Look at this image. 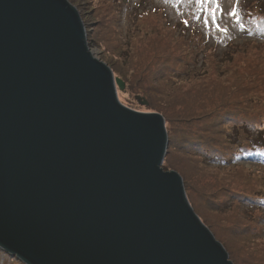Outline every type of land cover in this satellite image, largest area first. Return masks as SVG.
I'll use <instances>...</instances> for the list:
<instances>
[{
    "label": "water",
    "instance_id": "obj_1",
    "mask_svg": "<svg viewBox=\"0 0 264 264\" xmlns=\"http://www.w3.org/2000/svg\"><path fill=\"white\" fill-rule=\"evenodd\" d=\"M116 87L66 0H0V250L21 264H232L162 167V116Z\"/></svg>",
    "mask_w": 264,
    "mask_h": 264
},
{
    "label": "rangeland",
    "instance_id": "obj_2",
    "mask_svg": "<svg viewBox=\"0 0 264 264\" xmlns=\"http://www.w3.org/2000/svg\"><path fill=\"white\" fill-rule=\"evenodd\" d=\"M66 1L90 52L123 81L119 102L162 116V167L181 177L192 210L229 261L264 264V210L254 205L264 196V163L251 166L233 152L264 129V80L253 79L258 70L264 78V36L238 27L236 17L248 10L253 25L264 11L242 9V0ZM0 264L21 263L0 250Z\"/></svg>",
    "mask_w": 264,
    "mask_h": 264
},
{
    "label": "trees",
    "instance_id": "obj_3",
    "mask_svg": "<svg viewBox=\"0 0 264 264\" xmlns=\"http://www.w3.org/2000/svg\"><path fill=\"white\" fill-rule=\"evenodd\" d=\"M242 1L245 4L244 7L242 6V9L245 8V7L256 6L257 8H259L260 12L264 11V2H261V3L258 4V3L254 2L252 0H250V1L242 0ZM123 2H124V0H123ZM249 2H251V3H249ZM251 15L252 14H251L250 11L241 10V12L236 17L237 18V22H239L238 27H240L241 29H243L242 27H245L246 29H248L251 32L260 33L262 36H264V20L257 21L253 25H251L250 23L247 24V22H249L251 20L250 19ZM229 51H230V48L224 50L223 52L228 54ZM253 79L255 81L264 80L263 76L261 75V70L257 71V73L253 76ZM254 87L259 89L260 86L255 84ZM260 89L264 92V86L261 87ZM254 90L255 89L250 87L249 89L246 90V94L250 95ZM262 136H264V129H259V130H256V132H255V134L253 136H250L248 146H245V145L242 146V145L236 143L235 146H234V151L233 152L235 153V152L239 151V153L237 154V158H235V160L244 159V160H246V162L249 163V165L252 164L251 166H256L254 164H259V163H254L256 161L264 163V157L260 156L261 154L264 155V147L255 146L256 144H260L259 140L262 138ZM232 137H234V135H232ZM256 155L258 156V158L255 160L254 157ZM163 169L165 170V168H163ZM254 205H255V207L258 210H260V209L264 210V196H261V195L258 196L257 195V198L255 200ZM11 261H13V260H11Z\"/></svg>",
    "mask_w": 264,
    "mask_h": 264
},
{
    "label": "snow or ice",
    "instance_id": "obj_4",
    "mask_svg": "<svg viewBox=\"0 0 264 264\" xmlns=\"http://www.w3.org/2000/svg\"><path fill=\"white\" fill-rule=\"evenodd\" d=\"M198 2H199V0H198Z\"/></svg>",
    "mask_w": 264,
    "mask_h": 264
}]
</instances>
